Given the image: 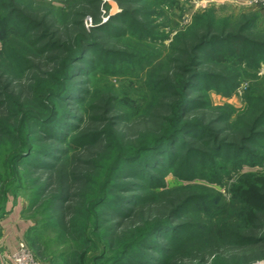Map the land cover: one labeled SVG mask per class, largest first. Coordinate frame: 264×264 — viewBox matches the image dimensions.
I'll list each match as a JSON object with an SVG mask.
<instances>
[{
	"label": "trees",
	"instance_id": "1",
	"mask_svg": "<svg viewBox=\"0 0 264 264\" xmlns=\"http://www.w3.org/2000/svg\"><path fill=\"white\" fill-rule=\"evenodd\" d=\"M43 2L49 7L0 0V37L12 35L20 39L26 52L20 68L8 65L9 75L21 79L14 82L13 90L7 87L10 82L0 84V135L11 134L20 144L11 161L14 178L4 190L0 217L6 213L8 201L19 198L18 189H23L21 175L26 170L35 175L30 181L33 189L27 192L30 208L39 203L45 227L58 233L60 241L70 237L76 245L53 255L51 264H188L186 260L195 264H249L264 259L261 169L247 172L234 182L231 197L223 199L222 194L221 204L217 196L183 193L173 208L152 225L144 228L136 224L137 216L152 203L175 194L165 180L170 172L180 184L176 189H199L209 186L193 185L189 180L211 182L219 168L228 172L227 165L262 166L264 153L258 148L264 147V131L258 129L264 125V108L254 126L248 127L250 132L245 134L244 129L237 127L232 132L229 113L216 114L218 109L210 107V101L203 98V89L214 87L232 94L229 89L237 87V83L223 73H231L234 66L258 69L264 61V23L260 12L243 11V21L236 30L233 26L214 32L211 28L215 21L204 24L207 31L196 34L194 42L192 39L188 43L191 47L182 51L185 60H177L173 75L161 76L157 84L151 81L154 86L162 85V96L156 87L146 103H141L124 91L121 97L114 96L110 88L112 96L106 101L102 99L99 115L80 116L78 106L84 105L91 94L87 84L97 76L116 74L115 69H122L125 62L129 63L128 70H136L132 67V54L100 41L93 31L101 30L118 39L127 36L129 29L134 33L144 27L135 12L123 9L108 22L95 21L90 30L83 20L73 19V25L79 29L63 33L47 18L58 16L62 20L66 14L56 9V2ZM69 14L85 15L79 11ZM116 19L121 22L115 24ZM33 57L46 59L50 69L44 71L32 61ZM156 106L171 114L165 118L158 112L152 115L155 121L163 119L168 129L142 130L134 143L122 145L118 120L138 123ZM109 107L124 112L107 116ZM82 110L87 113L85 106ZM87 120L97 123L85 126ZM97 146L111 149L118 157L108 160V156L94 151ZM88 153L91 160H82L76 169L73 160L81 161V155ZM99 160L111 167L98 196L92 201L77 200L75 184L96 183L91 178L97 176L88 178V166L95 167ZM70 161L73 165L67 167ZM165 199L170 202L172 197ZM235 210L233 227L229 219ZM131 228L133 236L128 238ZM39 229L31 225L27 231L26 238L29 236L33 246L37 245L35 238L41 235ZM100 244V254L90 258V251L98 245L100 248ZM38 253L44 256L40 248ZM209 260L212 262L208 263Z\"/></svg>",
	"mask_w": 264,
	"mask_h": 264
},
{
	"label": "rangeland",
	"instance_id": "2",
	"mask_svg": "<svg viewBox=\"0 0 264 264\" xmlns=\"http://www.w3.org/2000/svg\"><path fill=\"white\" fill-rule=\"evenodd\" d=\"M43 1L21 0L24 4L26 2H33L34 6L40 4L49 7V5L45 4ZM48 1L56 2V9L61 13L66 14L62 20H59L58 16H50L47 18L48 22L54 23V27L60 28L63 33H67L68 30L72 32L79 29L76 25H73V19L83 20L85 27L90 30L92 26L95 25V21H99L100 23L108 22L112 16L119 14L123 9L135 12V17L139 19V22L144 27L143 30H136L134 33L129 29L127 36H122L118 39H116V37L112 38L114 36L112 34L109 37L107 32H102L101 30L93 31L94 34L100 37V41L104 43L107 42L113 46H118L117 48L132 54V61L134 64L132 67H136V70H128L127 66H129V63L127 62V64L125 62L122 69L118 67L115 69L117 72L116 74H108L103 77L97 76L95 81H92L91 84H87L86 89H90L91 94L88 96L84 105L81 104L78 106L77 112L80 116L89 113L91 115H99L101 113L99 108L102 106V99H105L106 101L110 95L112 96L108 91L110 88H112L111 92L115 94L114 96L121 97V94L124 91L126 94L132 96L141 103H144L147 98L149 99L150 95H152L151 92L156 89V87L159 92L158 95L162 96L161 94H164L162 85L159 84L154 86L151 81H154V83L157 84L158 81H161V76L170 77L173 75V71L176 70L175 65L178 64L177 60H185L183 52L191 47L190 45L188 46V43H191L192 39L194 42V36H196V34L200 36L207 31V25L204 24L215 21L211 28L214 32H221L223 29L230 30L233 26L236 30L243 21V11L247 10L241 5V3L237 2V0ZM75 11L85 13V15L83 17H78L72 14L68 15V12L72 13ZM113 22L119 24L121 20L116 19ZM18 40L20 39L12 35L6 38L2 36L0 37V64L2 65L0 68V84L3 85L10 82L7 83V87H9L10 90H13L12 85H14V82L21 79L19 77L12 78L11 76H13V74L9 75L10 73H8V70L10 68H8V65L18 69L19 65L21 67V63H23L22 55L26 54L24 43ZM90 56H93V53H91ZM32 61L38 64L44 71L50 69L49 62H46V59L33 57ZM260 63L258 69L247 65H244V68L234 66L230 70L232 71L231 73H223L228 75V78H233L237 83V87L229 89V92L232 93L230 95H227L226 92L222 90L220 91L215 87L203 89V98H207L206 100L210 101V107L213 106L218 109V113L216 114H221L226 111L229 113V118L233 127L230 128L232 132L235 129L240 128L244 129L243 133H248L250 129L248 127H251V125L254 126L256 117H258L259 114L261 115L264 108V61ZM216 70H219L218 67ZM130 71H132V73H130ZM27 73L31 72L28 70ZM16 91L17 90H15V92ZM83 106L86 107L87 113L83 112ZM108 110V112H105L107 116L124 112L113 108L111 109L110 107ZM148 112L149 113L142 117L140 121H137L138 123H135L132 120H118L116 126L119 128H117V132L122 136V145L126 143H134L135 140H137L136 134L142 132V130L150 129L154 131L157 128L158 130L165 128V131L168 129V124L166 125L163 119L155 121L152 115L158 112L163 115V118H165V116H171L170 113L157 106L151 110L149 109ZM1 113L2 110L0 109V114ZM95 123L97 122L94 120H87L85 126H93ZM246 127L247 130H245ZM262 130L264 131V125L258 129L259 132H262ZM10 135L11 134H4L3 136L2 133L0 135V206L5 202L4 190L8 186V181H11V179L13 180L14 178L11 169L12 158L20 149L18 140L12 139ZM134 146H136V144ZM126 147L129 146L126 145ZM94 151L97 153H103L106 157L108 156V160L113 158L112 161H115L118 157V153H111V149L102 146H97ZM258 151L264 153V147L259 146ZM76 158L80 159L79 157ZM91 158V153L81 155V161L73 160L74 167H77L76 169L80 168L82 160L87 161L91 160ZM105 163L106 162L99 160L95 164L96 166H93L92 168L89 167L87 163L84 165V168L85 166H88V169L90 170L88 178L93 176H97L98 178H91L96 182L92 183L91 181L90 183L93 185L85 183V181L75 184L78 192L77 200L84 199L92 201L98 196L99 188L102 186L106 175L108 174L107 171L111 167V164L106 165ZM72 165L73 163L70 161L67 164V167ZM102 167L104 168V171H102ZM226 168L228 171L227 173L222 170V167L219 169L217 168L218 170L213 175L211 182L202 179L189 180L193 185L205 184L209 186H200L198 187L199 189H176L180 184L176 182L172 172L165 175L166 183H168L170 188L175 191L173 192L175 194L165 196L159 203H152L148 208L141 212L136 218L137 226L145 228V226H150L156 220L164 217L171 208H173V204L177 202V198L183 193L188 195L193 192H199L201 194H206L207 196H217L219 198V200L217 199V202L221 204V195L223 194V196H225L223 199H229L231 197L232 187H234L235 184L234 182L239 180V178L245 175V173L259 169L264 172V161L262 162V166H256L254 168L247 164L243 168H239L236 165H227ZM24 171L25 172L21 175L23 182L21 183L22 185H20V187L23 186V189H18V193L20 194L19 200H21V203H24L25 217L32 222V225L38 226L41 233L40 236L36 238L34 237L37 242L36 246H33L29 236H27V238L25 236L24 239L26 241L28 239L32 250L35 252L36 257L41 264H51V258L53 255L57 256L66 252L68 248L75 245V243L73 244L74 241L71 240L70 237H64L60 241L58 233L51 228L45 227L42 221L45 215L42 213V208L38 205L39 203L34 204L33 208H30L29 194L27 192H30V190L33 189H31L30 181L35 175L26 172V170ZM97 173H99V175H96ZM55 177L56 173L54 174V178ZM219 177L222 178L220 182L217 180ZM36 183L38 184V182ZM37 184L34 186H38ZM166 197H172L171 201L168 202V200L165 199ZM236 218L237 211L235 210L233 212V217H230L229 219V222L233 224V227L236 226L234 222ZM127 236L128 238L133 236L132 228L128 230ZM230 238V236L227 237V239ZM97 247L90 251V258L100 254L102 251L101 244L100 248L99 245ZM38 248L42 250L44 256L39 255ZM211 262L212 260H209L208 263ZM185 263L195 264L194 261L190 262V260H186ZM214 263L216 264V262ZM217 264L229 263L218 262ZM249 264H264V259H255Z\"/></svg>",
	"mask_w": 264,
	"mask_h": 264
},
{
	"label": "crops",
	"instance_id": "3",
	"mask_svg": "<svg viewBox=\"0 0 264 264\" xmlns=\"http://www.w3.org/2000/svg\"><path fill=\"white\" fill-rule=\"evenodd\" d=\"M247 10H255L262 15L264 23V3L253 0H237ZM24 203L21 200L10 199L7 203L6 213L0 217V264H14L4 258L3 253L15 252L19 241L24 239L32 222L23 213Z\"/></svg>",
	"mask_w": 264,
	"mask_h": 264
},
{
	"label": "built area",
	"instance_id": "4",
	"mask_svg": "<svg viewBox=\"0 0 264 264\" xmlns=\"http://www.w3.org/2000/svg\"><path fill=\"white\" fill-rule=\"evenodd\" d=\"M264 3V0H253ZM4 258L9 259L14 264H41L37 259L35 252L25 239L19 241L18 249L15 252L3 253Z\"/></svg>",
	"mask_w": 264,
	"mask_h": 264
}]
</instances>
